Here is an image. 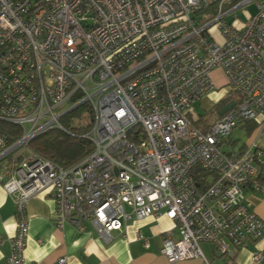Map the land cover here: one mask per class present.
<instances>
[{
	"label": "built area",
	"instance_id": "built-area-1",
	"mask_svg": "<svg viewBox=\"0 0 264 264\" xmlns=\"http://www.w3.org/2000/svg\"><path fill=\"white\" fill-rule=\"evenodd\" d=\"M215 70L235 99L201 130L189 115L216 91ZM81 105L89 154L63 168L28 150L51 129L69 134L61 120ZM250 121L264 131V0H0V162L17 153L0 173L17 217L5 264L24 263L26 203L45 191L57 229L89 221L108 242L131 216H163L177 231L161 242L169 264H210L202 243L233 257L264 236L246 200L264 192L262 153L229 141Z\"/></svg>",
	"mask_w": 264,
	"mask_h": 264
},
{
	"label": "crops",
	"instance_id": "crops-1",
	"mask_svg": "<svg viewBox=\"0 0 264 264\" xmlns=\"http://www.w3.org/2000/svg\"><path fill=\"white\" fill-rule=\"evenodd\" d=\"M235 25L240 27L242 24ZM220 78L226 83L221 70L211 73L215 89L218 90L195 104L189 115L191 122L198 129L204 130L213 123L215 119L211 121V115L216 117L215 108L225 99V90L221 89V84L218 83ZM198 108L201 111L197 112ZM242 138L244 143L241 142ZM229 141L233 150H242L256 143L263 158L258 174L260 184L264 188V131L260 132L256 122H244L233 130ZM246 200L264 223V192H248ZM54 208V200L46 191L28 199L25 209L28 233L23 264H61L60 259L65 261L62 264H169L160 254L161 242L166 232L177 238V231L174 224L163 216L144 219L131 216L123 231L113 232L111 240L106 242L96 234L89 221L82 223V230L71 224L57 229L52 216ZM127 212L130 210L127 209ZM15 214L16 207L12 196L5 192L0 182V264H5L10 255L9 240L16 233ZM138 235L148 241L147 248L137 239ZM200 248L210 264H264V236L258 241H249L233 257L219 255L208 243H202ZM256 253H259L261 258L258 262H253L252 257ZM174 264H201V261L191 259Z\"/></svg>",
	"mask_w": 264,
	"mask_h": 264
},
{
	"label": "trees",
	"instance_id": "trees-1",
	"mask_svg": "<svg viewBox=\"0 0 264 264\" xmlns=\"http://www.w3.org/2000/svg\"><path fill=\"white\" fill-rule=\"evenodd\" d=\"M233 99H235L233 95H228L219 103L214 111V113H216L214 121L220 118L219 111L233 101ZM86 109V105H81L61 120V124L68 130L69 134L59 129H51L34 138L28 144V150L63 168L70 167L89 154L92 150V146L88 140L83 138V135L88 132L91 125V116ZM73 120L80 122V124L75 127ZM1 127L3 130H11L12 133H17V130H14L15 128L11 126L1 125ZM10 141L13 142L15 139H10ZM191 176L200 186V183H198L199 181H196L198 180L197 172H193Z\"/></svg>",
	"mask_w": 264,
	"mask_h": 264
},
{
	"label": "rangeland",
	"instance_id": "rangeland-1",
	"mask_svg": "<svg viewBox=\"0 0 264 264\" xmlns=\"http://www.w3.org/2000/svg\"><path fill=\"white\" fill-rule=\"evenodd\" d=\"M249 13H253V7L250 5V6H247V7H244L242 9H239L238 11H236L235 15L238 17L237 21L235 23L237 24H242L245 20H246V17ZM203 16V13H200L199 14V17H202ZM233 17H230L228 18L227 20L228 21H232ZM218 40V38L216 39ZM219 84H221V89H225L226 87V83H225V80L220 78L219 81H218ZM218 90V89H216ZM201 111L199 108L197 110V112ZM213 116L212 118H210V120H214L216 117L215 115H211ZM78 124H80V122H77L75 121L74 122V126L76 127ZM241 142L244 143V140L243 138L241 139ZM240 143V144H242ZM237 149V148H236ZM22 152V151H21ZM20 152V153H21ZM17 155V153L15 154H11L9 156H7L5 159H3L1 162H0V167L1 169H4V168H7V167H10L11 164H13L14 160H15V156ZM0 173H1V170H0Z\"/></svg>",
	"mask_w": 264,
	"mask_h": 264
},
{
	"label": "water",
	"instance_id": "water-1",
	"mask_svg": "<svg viewBox=\"0 0 264 264\" xmlns=\"http://www.w3.org/2000/svg\"><path fill=\"white\" fill-rule=\"evenodd\" d=\"M233 106V103L230 102L229 104H227L225 107H223L220 111H219V116H223L231 107Z\"/></svg>",
	"mask_w": 264,
	"mask_h": 264
}]
</instances>
